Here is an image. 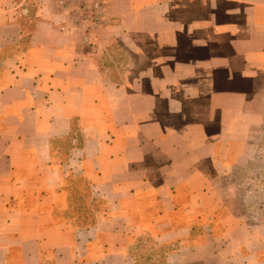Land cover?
Returning <instances> with one entry per match:
<instances>
[{"label":"crops","instance_id":"crops-1","mask_svg":"<svg viewBox=\"0 0 264 264\" xmlns=\"http://www.w3.org/2000/svg\"><path fill=\"white\" fill-rule=\"evenodd\" d=\"M33 1L0 0V264H124L197 224L264 264V205L230 206L264 177V0H107L87 44Z\"/></svg>","mask_w":264,"mask_h":264},{"label":"rangeland","instance_id":"rangeland-1","mask_svg":"<svg viewBox=\"0 0 264 264\" xmlns=\"http://www.w3.org/2000/svg\"><path fill=\"white\" fill-rule=\"evenodd\" d=\"M22 2L23 7L32 8L35 4L33 0H28L24 3L23 0H14ZM5 53H1L2 56ZM250 170L246 174L239 176L241 186L234 192H231L232 202L230 203L233 211L241 215L244 219L249 220L253 216L261 215L264 205V177L259 191L254 190L250 185H245V182H250L256 176L250 174ZM244 184V185H243ZM260 199L262 201L259 208L256 209L254 201ZM63 207H58L62 209ZM65 209V208H64ZM212 228H218L216 223L212 224ZM201 224L193 226V230L189 237L174 239V240H159L153 237H132L130 251L132 254L126 258L124 264H222L219 256L214 255L218 251V242L213 239H203ZM200 233V234H199ZM209 233V231H208ZM195 247V248H193ZM215 252L214 254H211ZM227 252L234 258L233 246L228 247ZM228 255V259H230ZM230 264H235L231 261Z\"/></svg>","mask_w":264,"mask_h":264},{"label":"built area","instance_id":"built-area-1","mask_svg":"<svg viewBox=\"0 0 264 264\" xmlns=\"http://www.w3.org/2000/svg\"><path fill=\"white\" fill-rule=\"evenodd\" d=\"M55 9L67 14L70 23L84 44L92 41L105 23L107 0H51Z\"/></svg>","mask_w":264,"mask_h":264}]
</instances>
